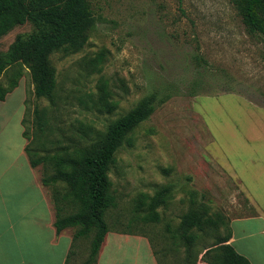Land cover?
<instances>
[{"label":"rangeland","instance_id":"1","mask_svg":"<svg viewBox=\"0 0 264 264\" xmlns=\"http://www.w3.org/2000/svg\"><path fill=\"white\" fill-rule=\"evenodd\" d=\"M91 2L95 24L83 49L51 56L56 103L35 95L30 65L18 64L24 72L19 86L0 100V145L9 134L15 140L0 166L12 168L22 128L27 144L47 141L55 152L101 137L112 121L155 94L151 116L126 136L111 166L117 206L106 211L108 226L145 232L161 248L164 241L155 234L176 228L196 206L228 219L253 213L248 198L264 202V35L247 28L235 0ZM33 30L31 22L14 27L0 38V53ZM13 71L0 82L7 85ZM102 86L118 103L112 112L90 101L99 99ZM37 106L48 120L44 133ZM35 171L39 178L45 172L42 165ZM162 187L170 194L158 209L161 218L146 223L139 195ZM46 191L53 203V188ZM214 238L207 235L200 246ZM90 241L75 240L72 263L87 260Z\"/></svg>","mask_w":264,"mask_h":264},{"label":"trees","instance_id":"2","mask_svg":"<svg viewBox=\"0 0 264 264\" xmlns=\"http://www.w3.org/2000/svg\"><path fill=\"white\" fill-rule=\"evenodd\" d=\"M241 19L251 32L264 35V0H235ZM31 22L33 32L19 36L10 45L7 53H0V76L12 67L7 85L0 82V100L19 86L23 77L21 62H28L32 69L34 93L38 98H48L56 103L58 81L51 56L56 52L70 55L83 49L90 30L95 24L91 0H0V38L18 25ZM100 56L97 58L99 60ZM95 61V59H94ZM156 95L141 99L125 115L112 121L101 137L93 138L84 144L73 147H61L52 152L49 143L42 141L37 147L26 145V153L33 167L43 166L41 182L45 187L53 188L55 226L58 232L67 228H76L74 241L78 238L91 239L90 252L86 261L80 264H96L98 253L109 230L105 219L106 211L117 206L116 196L111 193L112 180L109 172L116 161L119 148L138 125L149 118L154 110ZM99 110L114 111L118 103L108 99V93L102 86L98 100H91ZM36 122L42 133L48 122L45 109L37 106ZM27 128L26 117L22 120ZM85 131V130H84ZM88 131L91 128L88 127ZM27 129L24 137L28 138ZM82 134L84 138H88ZM169 187H162L152 196L140 194L137 209H145L143 221L158 222L161 218L159 208L166 204ZM69 208L74 212L67 213ZM209 207L196 206L182 215L176 228H167L166 232L155 239L164 243L156 248L154 239L145 232L124 231L146 234L154 248L159 264H197L199 254L210 264H252L229 243L232 237L230 219L220 212L211 215ZM222 231H225L223 233ZM223 233V234H222ZM207 235L215 237L213 242L200 246ZM72 249L67 264L74 255Z\"/></svg>","mask_w":264,"mask_h":264},{"label":"crops","instance_id":"3","mask_svg":"<svg viewBox=\"0 0 264 264\" xmlns=\"http://www.w3.org/2000/svg\"><path fill=\"white\" fill-rule=\"evenodd\" d=\"M13 141L11 134L2 139L0 161ZM18 144L12 168L0 166V264H67L73 234L69 228L57 231L53 203L25 150L26 137ZM248 205L253 213L230 219L229 243L252 264H264V202L248 198ZM154 253L146 234L112 229L104 237L96 264H159ZM204 253L197 264H210L202 259Z\"/></svg>","mask_w":264,"mask_h":264}]
</instances>
